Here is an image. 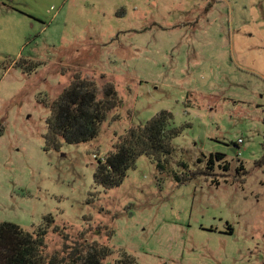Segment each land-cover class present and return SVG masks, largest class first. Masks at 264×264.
Masks as SVG:
<instances>
[{"label":"rangeland","instance_id":"obj_1","mask_svg":"<svg viewBox=\"0 0 264 264\" xmlns=\"http://www.w3.org/2000/svg\"><path fill=\"white\" fill-rule=\"evenodd\" d=\"M20 59L41 65L28 75ZM75 74L114 82L123 105L94 141L46 149L41 100ZM162 110L183 128L170 163L189 179L143 155L119 187L98 186V159ZM0 120V222L33 231L52 214L45 253L60 264L83 232L114 250L105 264L121 250L138 264H264V0H0ZM216 152L230 170L199 173Z\"/></svg>","mask_w":264,"mask_h":264},{"label":"trees","instance_id":"obj_2","mask_svg":"<svg viewBox=\"0 0 264 264\" xmlns=\"http://www.w3.org/2000/svg\"><path fill=\"white\" fill-rule=\"evenodd\" d=\"M21 60L16 61V66L28 75L41 65V62L30 60L25 65L21 64ZM41 101L50 109L45 134L46 149H60L63 142L80 144L94 141L99 137L109 114L123 105V99L114 82L107 81L100 88L95 79L80 74H75L73 81L58 98L51 102L47 99ZM182 130V127L174 124V114L169 110H162L145 123L130 127L113 144V149L104 158L98 159L94 173L95 183L106 190L119 187L128 176V171L136 167L137 160L143 155L149 157L160 171L167 172L178 183L187 181L189 176L186 173L179 174L170 163L176 150L172 141ZM4 132L5 125L0 120V136ZM177 163L182 168L188 167L187 163ZM230 165L224 153H211L205 169L199 173L214 177L216 168L228 171ZM237 171L242 175L246 173L242 162ZM212 181L216 186L221 185L218 179ZM54 222V216L48 214L43 223L33 231H28L17 223L1 221L0 264H60L57 255L48 256L45 253L46 235ZM100 229L98 227L97 231L100 232ZM229 232L233 233L234 228L230 226ZM80 235L83 238V248L69 264H105V259L114 250L97 240L89 242L85 237L86 232ZM120 253L117 264H138L134 255L125 250Z\"/></svg>","mask_w":264,"mask_h":264},{"label":"built area","instance_id":"obj_3","mask_svg":"<svg viewBox=\"0 0 264 264\" xmlns=\"http://www.w3.org/2000/svg\"><path fill=\"white\" fill-rule=\"evenodd\" d=\"M243 140L242 139H240V142H242Z\"/></svg>","mask_w":264,"mask_h":264}]
</instances>
